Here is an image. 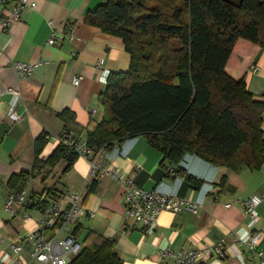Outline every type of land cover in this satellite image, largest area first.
I'll return each mask as SVG.
<instances>
[{
	"label": "crops",
	"instance_id": "0c3cea01",
	"mask_svg": "<svg viewBox=\"0 0 264 264\" xmlns=\"http://www.w3.org/2000/svg\"><path fill=\"white\" fill-rule=\"evenodd\" d=\"M29 1L35 6L25 7L19 21L7 29L0 26V254L9 241L22 245L26 257L32 251L28 237L31 225L4 210L6 197L22 190L20 174L26 173L31 175L26 195L36 201L28 212L31 221L37 224L45 199L66 204L70 192L80 191V203L94 215L79 219L72 228V236L81 245L83 240L88 243L98 237L115 239L121 264H174L170 258L160 259L161 249L170 247L178 251L222 240L223 256L203 264H258L257 256L235 234L245 237L250 231H262L257 249L264 251V159L257 169L242 166L233 170L194 154H186L178 164H171L142 135L103 149L96 156L100 167L132 174L144 189L202 204L198 213L185 208L176 214L164 211L150 233H145L139 222L124 218L121 190L114 179L106 176L83 188L89 171L87 158L78 156L65 174H61L66 164L63 161L34 171L35 138L42 132L47 134V143L38 156L45 161L64 131L58 114L67 110L74 116L80 137L85 139L104 116L100 95L108 75L127 72L131 56L121 38L85 22L87 13L105 0ZM228 1L236 5L240 2ZM14 3L15 0H0V15H7ZM52 31L61 38L49 45ZM100 59L103 65L98 67ZM37 61H42L41 65L26 77H20L14 68L16 62ZM226 62L228 75L243 79L253 99L264 104V45L240 39ZM251 65L258 66L256 72L249 69ZM75 76L81 77L78 85L72 83ZM8 87L21 92L17 111L23 116L18 122L7 117L11 95L4 90ZM91 109H96L95 115ZM261 128L264 134V114ZM167 166L179 170L180 176L168 174ZM251 197L260 198L256 206L259 219L252 230L247 226L243 205Z\"/></svg>",
	"mask_w": 264,
	"mask_h": 264
},
{
	"label": "trees",
	"instance_id": "16d2710c",
	"mask_svg": "<svg viewBox=\"0 0 264 264\" xmlns=\"http://www.w3.org/2000/svg\"><path fill=\"white\" fill-rule=\"evenodd\" d=\"M85 22L121 38L131 56L127 72L108 75L100 95L104 116L85 139L69 111L58 114L64 123L61 134L85 140L89 158L142 135L171 164L194 154L233 170L260 167L264 104L225 66L238 40L264 45V2L105 0ZM47 138L42 132L33 142L34 171L63 161L61 174L68 173L79 153L61 142L41 161ZM20 176L23 189L31 175ZM82 242L69 264H121L115 239Z\"/></svg>",
	"mask_w": 264,
	"mask_h": 264
},
{
	"label": "built area",
	"instance_id": "2783aa9c",
	"mask_svg": "<svg viewBox=\"0 0 264 264\" xmlns=\"http://www.w3.org/2000/svg\"><path fill=\"white\" fill-rule=\"evenodd\" d=\"M35 4L29 0H15L13 7L7 15H0V26L7 29L13 22L21 19L25 7H34ZM51 24V21H49ZM57 38H61L59 33L52 31L47 40L49 45H53ZM42 61L35 63H14V68L20 77L29 76L32 71L41 65ZM98 67L103 65L102 59L97 62ZM251 71L256 72L257 65H251ZM80 76H75L72 83L78 85ZM4 93L11 95L8 103L7 117L11 122H18L22 119V113L17 111V101L21 93L17 88L8 87ZM92 115L96 109L90 110ZM58 143L73 146L74 150L88 159L89 171L85 178L83 188L90 187L92 183L100 181L103 177L109 176L114 179L120 187L121 198L124 204V218L132 219L142 225L145 233H150L156 226L161 213L169 211L173 214L178 213L183 208L198 213L202 204L187 201L181 197L170 193H159L154 190L144 189L137 185L132 174L125 173L116 168L107 166L100 167L97 164L96 156L89 158L91 150L86 146L85 140H77L73 133L67 132L57 137ZM167 173L172 176H180V171L173 167H166ZM29 179L26 181L28 183ZM26 184L22 190L9 194L4 203V210L13 218L21 217L25 224L33 227L36 223L31 221L28 214L29 210L36 203L33 197L26 195ZM80 191H72L67 195V203L59 200L45 199L39 209L40 217L37 224L32 229L29 228L28 237L32 242V251L29 257L23 254L22 245L9 241L6 248L1 251L0 261L4 264H69L77 256L81 249V243L72 236V228L79 219L85 216L93 217V213L88 211L80 203ZM260 198L251 197L243 201L244 211L248 219L247 226L254 229L255 223L259 219L256 210ZM229 206V205H227ZM238 240L244 243L252 253L257 256L258 264H264V251L257 249V245L262 239V231H250L241 237L235 234ZM224 241L212 245H202L201 247H191L175 251L170 247H164L159 252L160 259L170 258L174 264H203L212 258H219L224 254Z\"/></svg>",
	"mask_w": 264,
	"mask_h": 264
},
{
	"label": "rangeland",
	"instance_id": "374dc122",
	"mask_svg": "<svg viewBox=\"0 0 264 264\" xmlns=\"http://www.w3.org/2000/svg\"><path fill=\"white\" fill-rule=\"evenodd\" d=\"M20 93H21V92H20ZM19 99H20V98H19ZM19 99H18V100H19ZM58 171H59V170H58ZM59 173H61V172H59ZM59 173H58V174H59ZM59 175H60V174H59Z\"/></svg>",
	"mask_w": 264,
	"mask_h": 264
}]
</instances>
